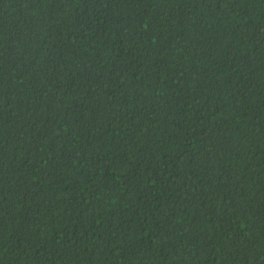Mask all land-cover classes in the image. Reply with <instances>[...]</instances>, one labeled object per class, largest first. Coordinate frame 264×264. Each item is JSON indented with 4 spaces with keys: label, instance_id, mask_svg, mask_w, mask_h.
Segmentation results:
<instances>
[{
    "label": "trees",
    "instance_id": "16d2710c",
    "mask_svg": "<svg viewBox=\"0 0 264 264\" xmlns=\"http://www.w3.org/2000/svg\"><path fill=\"white\" fill-rule=\"evenodd\" d=\"M0 264H264V0H0Z\"/></svg>",
    "mask_w": 264,
    "mask_h": 264
}]
</instances>
